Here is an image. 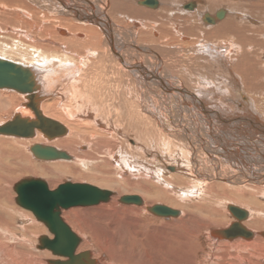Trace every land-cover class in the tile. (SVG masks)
<instances>
[{"label":"bare ground","instance_id":"obj_1","mask_svg":"<svg viewBox=\"0 0 264 264\" xmlns=\"http://www.w3.org/2000/svg\"><path fill=\"white\" fill-rule=\"evenodd\" d=\"M142 1L144 0H134L135 4L139 6L136 7V12L143 13V16L140 17L143 24H141L142 22L140 24L137 22H140V19L133 21L132 25L134 30H132L134 32L132 33L134 34L132 35L128 29H125L127 24L121 27L122 24H124L123 22H126L124 21V14L122 15L121 13L126 9L130 11L128 9L130 8V2L128 5L125 4L127 3L126 1L121 3L119 0H0V59L15 63L27 69L34 83L31 92L21 93L10 89H0V110L4 112L3 115H7L4 121L0 119V126L6 125L14 117H19L22 121L37 124H41L40 118H43L65 129V133L60 137L50 135L44 137L36 128L33 129V135L26 138L0 135V204L8 205V203H6L9 202L6 186L9 185L13 179H16L19 174L36 176L23 179L43 180L41 177H45L48 182L43 181L50 191L61 185L59 184L56 188L50 186L54 185V183L58 182L62 177L77 175V177L73 178L77 179L80 177V179H85L88 182H94L96 184L93 185L94 183L90 184L75 181H65L63 183L87 184L106 190L107 188L104 189L96 186L100 183L105 184L118 193H124V196H137L140 198L141 204H123L130 206V208H124L126 213H128V215L124 213V221L130 222L122 223L120 221L119 224L111 230L113 233L108 232V230L103 227L100 228L98 224V227H96L93 222L91 224L89 223V225L87 224L88 227L86 232L83 230L87 237L80 235V238V236H78L80 243L76 249V255L81 253L79 249L83 247L84 249L89 248L91 250L84 252L89 253V260L94 261L95 264H197V241L201 240L199 239L201 235L199 231H197L198 229L194 230L195 228H190L189 230L187 226L194 220V215L196 216L199 211L201 212L203 208H208V206L202 207L204 206L202 204L180 205L182 207L180 208L182 212H180L173 209V207L177 205L176 202L172 201V198L168 195H164L168 192L164 189L160 190V186H157V183L164 187L168 186L169 184L167 183L169 182H166L164 180L165 178H170L169 180H171L174 185L179 186L190 184V182H196L195 187L190 190L181 191V196H197L200 193L204 194L207 198L213 196L217 198L221 197L220 206L223 208V215L217 216L216 219H211L212 216L208 223H206L205 226H208V229H212L207 230L206 235H203L205 239L212 243L213 246L219 245L225 252H229L230 250L242 251V249L244 251L247 250V252H256L255 256L257 258L255 263L259 261L264 262V255L262 254V250H264V205L257 203L258 198L264 199V79L262 78L263 82L261 80L262 83L260 85L255 82V78L258 79L260 76L264 75V28L261 25V21H264V9L255 10L254 7L249 4L251 1L255 0H241V2H235V0H184L180 5L181 10L177 12L178 15L175 16L176 7L174 8V6L180 1H176L175 4L172 0H160L162 2L161 4L158 0H147L144 2L145 4H139V2ZM149 1H151V3ZM189 1L193 5L186 6V10L188 11H184L182 5ZM206 2L217 4L219 6L217 12L214 11L213 14H209V12L204 13L207 8ZM256 2H258V0H256ZM258 3H260V1ZM246 5L250 6L251 9ZM239 6H241V8H239ZM148 9H150V11H148ZM199 9L204 10L201 15L198 13ZM209 11L211 12V10ZM131 12H129V14ZM243 13H246V16ZM125 14L128 13L126 12ZM143 17L146 19L144 20ZM168 18H171L173 21L172 23H177L178 27L170 26V29H168L170 25L167 23L169 20ZM153 19L158 20L165 27L164 32L160 30L163 42L173 41L177 36V40H184L186 42L183 43V45L193 49V43L198 41L200 46L197 45V47L199 46L200 50L193 49V54H200L202 51L208 54L209 57L211 56L216 63L225 66L223 68L224 70H228L227 72L231 78L228 79L226 76L224 82L229 84L234 91L233 93H235L236 99L234 98L232 102L235 104L239 113L235 115L232 114L231 116L215 113L208 109L210 105L206 108L207 105L205 107L199 100L200 98L198 99L195 94L192 95L193 93L190 94L193 89L189 83L184 82V84H180V88H177L168 84L161 78V74L164 70L162 65L163 58H161V56L164 54L160 56V51L158 53L148 47L149 43H157L159 41V39L153 41L152 37H150L151 34L153 37H157L155 33L149 30V26L152 27L151 29L155 28V25L151 23ZM252 19L258 20V24L256 22L254 23ZM146 22L147 24H145ZM201 23H205L206 26ZM176 29H179V32ZM218 34L221 37H218ZM166 37H168V39ZM216 39L223 41L224 46L222 45L223 49L221 51H219V48H215L218 44ZM202 40H215L214 43L217 44L213 47L209 42L211 46L209 45L210 47H208L201 44ZM172 41L171 43H175ZM157 47L158 46H156V48ZM157 49L159 50L160 47ZM181 52L183 51L181 50ZM174 57H172V59ZM187 58L186 56V59ZM180 59L182 58L180 57ZM86 60L93 61V63H91V68H93V70L96 68L93 67L95 64H109L110 68L108 65H105L107 68L105 66L103 68L108 74L112 73L113 76L111 80H113V77L116 75L120 76V72H122L126 74L130 80L134 79L133 84H136L137 88L142 91L143 94L147 95L143 98V103L137 105L135 110L132 108L129 109V107L128 111H126L129 114L128 125L126 127L124 125L125 129L122 128L123 130L121 131V133H123V131L125 133L121 134L119 130H117L118 128L116 129V126L119 125V116H121L118 112L122 106L120 105L121 99H119V87L115 86L113 92H106L104 95L100 94L99 92L101 91L94 87L95 83H90L88 78L90 72H88L89 68H86ZM174 60L176 61V59ZM165 62L167 61L163 63ZM75 63L78 64L77 67L74 65ZM204 63L206 64L207 62ZM168 65L171 68L172 64ZM177 65L175 67H177ZM211 66H213V64ZM230 67H232L233 71L235 69V72L243 77L245 75H247V77L251 75L252 80L250 82L245 81L247 86L245 84V86L238 85L239 83L236 78L233 77L234 75ZM190 72L191 70L189 73ZM103 75H105V73ZM106 77L108 78L109 76L106 75ZM209 83L207 85H209ZM109 84L111 83L109 82ZM193 84L195 85V83ZM151 85L158 91L170 93L172 96H169L170 102L168 104L165 100V96L162 98L160 97L161 99H158L159 101L157 100L156 103L154 101L157 111L162 115L164 108L167 111L174 109L173 113L180 118L181 122L187 123L186 125L190 126H188V129L183 124L182 129L184 132L182 131V134L175 135L171 133L168 134L165 130L167 128L164 129L168 135H166V139L179 140L182 149L177 147V154L173 152L175 149L172 150V147L176 146L171 144L172 147L168 148H170V152H173L172 154L169 153V151L167 153V149L164 147L165 150L161 152V147V149H158V151L160 150L159 153L153 152L152 154V152H147L148 154L146 153L144 155L145 159L144 157L141 158L144 161L141 163L142 160H139L142 156L140 152L145 151L140 149L143 147H138V143L143 142L147 145L151 141L150 136L153 138L155 133L152 131L154 125L146 118V116H150L148 114L152 110L149 105L152 99L148 97V92L152 91L150 90ZM218 87L222 89L221 86ZM218 87L216 86L215 88L213 85L209 87V90L212 89V92L215 91V93L221 92V90L219 91L217 89ZM184 89L189 93L184 91ZM203 91L204 90H202V92ZM199 92L201 91L199 90ZM223 92L224 91H222V94ZM125 93H128V90H126ZM110 94L112 95L110 96ZM203 95L207 97L206 93ZM28 96H30L31 99H28ZM218 96L221 97L220 95ZM202 97L203 96H201V98ZM148 98L150 99L148 100ZM108 99L111 108L115 112L112 113L115 114V116L111 114V116L115 117V119L112 120L113 124L109 121L110 114L108 115L105 113V110H108L107 108L109 107L107 105ZM131 99L132 98H130V106H133ZM214 99H216V97ZM14 100L17 101L16 105H14ZM173 100L176 105H179L178 108L172 106ZM106 102L107 104H105ZM224 106L226 105L224 104ZM111 108H109V111ZM9 109H13V111L8 112ZM219 110L221 111L222 109L219 108ZM133 119L135 123L131 122ZM132 124H135V126ZM46 125L45 123L44 127ZM186 130L188 131L185 132ZM126 133L135 135L136 138L133 139V145L129 144L128 140L130 137L126 138ZM159 133L162 134L156 131V135L159 136V138H156V142L164 140L165 144L167 140L165 141V138H162V136L160 138ZM116 134L117 136H115ZM118 136L123 140L121 141V139H118V141H121L123 145L127 144L126 147L129 153L139 156L138 159H135L136 161L130 162L133 163V165L128 163V159H121L117 155V152H114L116 148H118H115L118 143ZM137 140H139V142H136ZM30 143L33 144L28 147ZM161 144L163 145V143ZM34 145L54 148L56 151L60 152L66 150L68 153L65 151L64 154L69 158L64 160L37 159L30 151V148ZM156 148L160 147L157 145ZM125 150L123 151L124 153ZM20 151L25 154L29 152L32 158L41 163L34 161L22 165L20 161ZM165 153H167V155ZM146 155H149L148 160L146 159ZM164 159H166V161ZM155 160H158V166H155ZM209 162H212L211 165L214 170L213 175L207 174L203 169V166ZM137 163L138 166L136 165ZM90 164L91 166L89 167ZM162 164L164 165L162 166ZM115 167H117L119 171H122L125 176H133L134 174L138 176L132 181L129 180L130 178L126 179L124 177L122 184H120L116 177H112V174L115 175ZM201 175H203V177ZM19 181L12 185L11 192L14 193L15 198L14 185ZM199 181L208 182L205 184L204 190ZM234 186L239 187H236L237 189L234 191L232 189ZM172 189L176 190L174 187H172ZM108 191L110 190L108 189ZM133 193L139 194L141 197L138 195H130ZM15 198L12 199L14 203ZM115 199L117 203L121 204L119 200L120 197L118 196L116 198L114 193L109 202L114 203ZM158 202H162L163 204ZM148 203L157 204L148 205ZM165 203L172 206V208L164 205ZM106 205L105 202H101L96 205L97 209L94 210H107L106 207L108 206ZM88 207L77 208H85L83 209L85 211ZM91 207L95 206H90V208ZM19 208L22 209L21 207ZM231 209H234V211ZM167 210L172 212H168ZM4 212L0 209V216H3ZM114 213L117 215L115 211ZM145 213H148L154 218L175 219L176 221L172 220L169 224L172 233H167L166 235L163 232L165 230H159L160 232L158 233V230L139 233L131 231L128 241L125 242L124 232L122 233L119 227L131 229L132 224L142 221L139 216ZM235 214H241V218H237ZM229 215L232 220L226 219L224 223L223 219ZM9 217L11 218V216ZM113 217L119 218L115 215H113ZM22 218L24 220V217ZM102 218L108 217L105 216ZM21 222H25V220H21ZM222 223L225 225L224 229H219L217 227L219 230H214L215 226L222 225ZM236 223L239 224L240 228L234 231L235 233L232 234V237H223L219 234V231L226 230L232 224ZM2 225L0 224L1 234L2 231L6 234L9 233V230ZM39 229H41L40 232L42 231L43 233L42 236H47L40 226ZM3 237L4 234H2V238H0V253L3 257H7V261L4 262L2 260L0 264H48V260H66L54 256H52L53 258L38 257L37 254L42 256L41 254L44 253V250L38 249V239L40 236L35 238L36 244L32 247L33 249L35 248V250L37 249V251L31 250L34 255L22 252L20 254L17 253L15 246L10 247L3 243L2 239L8 241L7 238ZM47 237L50 239L52 238V236ZM131 237L132 242L130 241ZM184 242H187L188 248L186 257L185 253L181 252L183 248L186 247ZM133 245L140 252L143 251L144 254L140 257L138 253H134L133 249L130 253L133 261L127 262L122 257L123 251L129 250V247H133ZM38 250H40V252H38ZM235 255L236 254H234V256ZM235 260L239 262L238 264L248 263L246 260L238 257ZM206 264H209V261Z\"/></svg>","mask_w":264,"mask_h":264},{"label":"rangeland","instance_id":"obj_2","mask_svg":"<svg viewBox=\"0 0 264 264\" xmlns=\"http://www.w3.org/2000/svg\"><path fill=\"white\" fill-rule=\"evenodd\" d=\"M118 1V0H117ZM123 1H126L127 3H125V4H128L129 2H130V5H129V7L130 8H128L130 11H127V9L124 11V12H122L121 14L126 18H124V21H126V22H123L124 24H122V26H121V24H120V26L121 27H123V26H125L126 24V30L128 29L130 32H131V34L133 35L134 33H132V32H134L133 30H134V28H133V25H132V22L133 21H137V19H140V17L141 16H143V13H137L136 12V7H139V6H137L136 4H135V2H134V0H119V2H121V3H123ZM159 1V3L161 2L160 0H158ZM172 1H174V3L176 4V1H180L176 6H174V8H175V10H176V14H175V16H177L178 14H177V12H179L181 9H180V5L183 3V1L184 0H172ZM230 1H232V0H230ZM260 1V3H258ZM235 2H241V0H235ZM258 2H256V0L255 1H251V3H249V4H251L253 7H254V9L255 10H263L264 9V1L263 0H258ZM207 3V2H206ZM262 3V4H261ZM133 4H134V6H133ZM161 4H162V2H161ZM244 4H246V3H244ZM160 5V4H159ZM189 5H193L192 3H190V1L189 2H186V3H184L183 5H182V9L184 10V11H188V10H186V6H189ZM178 6V7H177ZM247 7H249L250 9H251V7L250 6H248V5H246ZM160 7V6H159ZM206 9H205V12H204V10H198V13H199V15H201L203 12L204 13H206V12H209V14H213L214 13V11L215 12H217V10L219 9V6L216 4H214L213 2H208L207 4H206ZM216 7V8H215ZM124 8V7H123ZM193 8V7H192ZM215 8V9H214ZM239 8H241V6H239ZM32 9V8H31ZM145 9V8H144ZM145 10H147V9H145ZM209 10H211V12L209 11ZM132 11V12H131ZM148 11H150V9H148ZM128 13L129 14V12H131L130 14H132V15H128V14H125V13ZM245 16H246V13H243ZM144 18V17H143ZM136 19V20H135ZM146 18H144V20H145ZM169 20H168V29H170L169 27L171 26V27H178V24L177 23H172L173 21L171 20V18H168ZM171 20V21H170ZM252 20H254V23L256 22H258V20H256V19H252ZM151 21V20H150ZM139 24L142 22L141 21V19H140V22L139 21H137ZM262 23H261V25H262V27L264 28V21H261ZM151 23H153L154 25H155V28L154 29H151L152 27H150L149 26V30H151L153 33H155L156 35H157V37L155 38V37H153L152 36V34L150 35V37H152V39H153V41H156V39L158 40L159 39V41L157 42V43H149L148 45V47L149 48H152L153 50H155V51H157L158 53H159V51H160V53H159V55L161 56V55H163V56H161V58H163L162 59V65H163V73L161 74V78L164 80V81H166L168 84H170V85H172V86H174V87H177V88H180V84H184V82H187V83H189L191 86H192V89H193V91L190 93V94H192V95H196V97L202 102V104H204V106L206 107V105H207V107L206 108H208L209 107V105H210V108H208V109H210L211 111H214L215 113H219V114H222V115H224L225 114V116H231L232 114L233 115H235V114H237V113H239L238 112V110H237V108H236V106H235V104L232 102V101H234V98L236 99V97H235V93H233L234 91H233V89L231 88V86L229 85V84H227V83H225L224 82V80L226 79V76L228 77V79L229 78H231V76L228 74V70H224V68L223 67H225L224 65L222 66V65H220V63H216V61L215 60H213V58H211V56L209 57V55L208 54H206V53H204V52H200V54H193L192 53V50L194 49V50H200L199 49V43H198V41H195L193 44V49L192 48H189V47H187L186 45H183V43H186L184 40H177V36L175 37V39L172 41V42H175V43H171V41H162V36H161V32H160V30H162V32H164V29H165V27H164V25L163 24H161L158 20H156V19H153V21L151 22ZM141 24H143V22L141 23ZM145 24H147V22L145 23ZM174 24V25H173ZM202 25H204V26H206L205 25V23L203 24V23H201ZM258 24V23H257ZM260 24V23H259ZM133 29V30H132ZM178 32H179V29H176ZM159 31V32H158ZM159 35V36H158ZM218 37H221V36H219V34H218ZM167 39H168V37H166ZM186 38H187V36H186ZM162 42H161V41ZM216 41L218 42V44L217 43H214L215 42V40L214 41H205V40H202V43L201 44H203V45H205V46H208V47H210L211 45H213V47H215L216 46V44H217V46L215 47L216 49L217 48H219V51H221L222 49H223V41H221L220 39H216ZM209 42H210V44H209ZM221 42V43H220ZM214 43V44H213ZM225 44V43H224ZM179 45V46H178ZM197 45H199L198 47H197ZM210 45V46H209ZM223 45V46H222ZM156 46H158V47H160V49L158 50L157 48H156ZM167 46V47H166ZM176 46V47H175ZM178 46V47H177ZM219 46V47H218ZM155 47V48H154ZM164 47V48H163ZM162 48V49H161ZM184 48V49H183ZM157 49V50H156ZM165 49H166V51H165ZM171 49V50H170ZM189 50V52H188V50ZM163 50V51H162ZM170 52H169V51ZM181 50L184 52H181ZM172 51V52H171ZM180 51V52H179ZM165 52H167V53H165ZM162 53V54H161ZM168 53H169V55H168ZM180 53H182V54H180ZM187 53V54H186ZM188 53H190V54H188ZM172 54V55H171ZM177 54V55H176ZM182 55H184V56H182ZM191 55V56H190ZM202 55V56H201ZM206 55H208V56H206ZM169 56V57H168ZM175 56V57H174ZM186 56L188 57L187 59H186ZM196 56V57H195ZM172 57H174L173 59H172ZM180 57L182 58V59H180ZM185 57V58H184ZM199 57V58H198ZM171 58V59H170ZM184 58V59H183ZM165 59V60H164ZM174 59H176V61L178 62H176ZM179 59V60H178ZM189 59H190V61H189ZM199 59V60H198ZM195 60V61H194ZM202 60V61H201ZM87 61V63H86V68H89V70H88V72H90V74H88V78H89V80H90V83H95L94 84V87L95 88H97V90H100L101 92H99L100 94H102V95H104V93H108V92H113V90L115 89V86H118L119 87V90L118 91H120V94H119V96H120V98L119 99H121V103H120V105H122L121 107H120V113L118 112V114L119 115H121V116H119V125L118 126H116V125H114V126H116V129L117 130H119V132L121 133V131L123 130V129H125V127L128 125V113L126 112V111H128V108L129 109H136L137 108V105H139L140 103H143V98H145V95L146 94H143V92L142 91H140L138 88H137V86H136V84H133V80H130L129 79V77L126 75V74H123L122 72H120V76H118V75H116V76H114L113 78V80H111L112 78V73L111 74H108V72H105L106 70L103 68L105 65H108V67L110 68V65L109 64H107V63H105V64H103V65H99V64H95V65H93V67H96L94 70H93V68H91V63H93V61H89V60H86ZM164 61H167V62H165V63H168V64H172V66H171V68L169 67V65L168 64H165V63H163ZM173 61V62H172ZM174 61H175V63H174ZM184 61V62H183ZM89 62V63H88ZM195 62V63H194ZM204 62H207L206 64L204 63ZM212 65L213 64V66H211L210 64ZM178 64V65H177ZM187 64V65H186ZM201 64V65H200ZM74 65H76V67L78 66V64L77 63H75ZM168 65V66H167ZM177 65V67H175ZM186 65V66H185ZM207 65V66H206ZM199 66H201V67H199ZM215 66H217V67H215ZM76 67H74V68H76ZM106 67V66H105ZM175 67V68H174ZM197 67V68H196ZM204 68V70H203V68ZM81 68H82V66H81ZM98 68V69H97ZM103 68V69H102ZM107 68V67H106ZM167 68V69H166ZM190 68H192V69H190ZM166 69V70H165ZM191 70V72L189 73V71ZM198 69H200V70H198ZM100 70V71H99ZM105 70V71H104ZM168 70V71H167ZM194 70V71H193ZM207 72H206V71ZM230 70H231V72H232V74L234 75L233 77H235L236 78V80L238 81V85H241V86H245L246 85V83H245V81L247 82V81H251L252 79V76L250 75V76H248L247 77V75H245L244 77H245V79H244V77L243 76H241L240 74H238L237 72H235V69H234V71L232 70V67H230ZM92 71V72H91ZM170 71V72H169ZM198 71H199V73H198ZM105 73V75H103ZM171 73V74H170ZM194 73H197V74H194ZM194 74V75H193ZM199 74V75H198ZM90 75V76H89ZM106 75L107 76H109L108 78L106 77ZM193 75V76H192ZM216 75V76H215ZM224 75H225V77H224ZM118 76V77H117ZM237 76V77H236ZM86 77H87V75H86ZM101 77H102V79H101ZM116 77H117V79H116ZM202 77V78H201ZM88 78H87V80H88ZM201 78V79H200ZM206 78V79H205ZM264 79V75L263 76H260L258 79L257 78H255V82H256V84H258V85H260L262 82H263V79ZM95 79V80H94ZM118 79H119V82H118ZM126 79V80H125ZM238 79H240V80H238ZM176 80V81H175ZM178 80H180V81H178ZM204 80V81H203ZM261 80H262V82H261ZM104 81V82H103ZM112 81V82H111ZM183 81V82H182ZM211 81V82H210ZM243 81V82H242ZM108 82V83H107ZM109 82L111 83V84H109ZM131 82V83H130ZM176 82V83H175ZM200 82V83H199ZM210 82V83H209ZM106 83V84H105ZM113 83V84H112ZM193 83H195V85L193 84ZM204 83V84H203ZM209 83V85H207ZM217 83V84H216ZM222 83H224V84H222ZM241 83V84H240ZM121 84H123V85H121ZM200 84V85H199ZM214 85V87L216 88V86L218 87V86H221L222 87V89L220 88V87H218L217 89L220 91L221 90V92H217V93H215V91L214 92H212V89H210L209 90V87L210 86H213ZM219 84H221V85H219ZM225 84H227L228 85V88H227V85H225ZM245 84V85H244ZM114 85V86H113ZM126 85V86H125ZM198 85H199V87H200V89H199V87H198ZM224 85V86H223ZM110 86V87H109ZM112 86V87H111ZM196 86V87H195ZM226 86V87H225ZM247 86V85H246ZM110 89H109V88ZM122 87V88H121ZM206 87V88H205ZM102 88V89H101ZM114 88V89H113ZM126 88V89H125ZM196 88V89H195ZM125 89V90H124ZM227 89V90H226ZM244 89V88H243ZM112 90V91H111ZM126 90H128V93H130V94H128V93H125V91ZM134 90V91H133ZM150 90H152V91H149L148 93V97H150L152 100H150L151 101V103L149 104L150 106H151V108H152V113H151V111L149 112V114L148 115H150V116H146V118L147 119H149V121L152 123V125H154L153 126V128H152V131H153V133H154V135H153V133H152V135H153V138L150 136V142L147 144V145H145L143 142H139V140H137L136 142H139L138 143V147H143V148H140V149H142V150H144L145 152H143V151H141L140 153H141V157L139 158V156H135V154H131V153H129L128 151H127V144L126 145H123L122 144V142L121 141H123L119 136H118V138H117V145L115 146V148L116 147H118V148H116V151H114V152H117V155L121 158V159H128V163L130 164V165H133V163H130V162H133V161H136L135 159H138L139 158V160H142L141 158H143L144 157V155L147 153V152H152V154H153V152H155V153H159V151H158V149H161V147H162V149H161V152L162 151H164L165 149H167L166 150V152L168 153V151L170 150V148H168V147H172V145L171 144H173V145H175L176 147H172V150H174L173 152L174 153H176L177 154V152H178V150H176V149H178L177 147H180L181 149H182V146H180V143H179V140H172V139H166L167 138V134H166V131L168 132V134L169 133H171L172 135H175V134H182L184 131H183V127H182V125L184 124V126L186 127V128H188L189 129V127L188 126H190V125H186L187 123H182L181 122V120H180V118H178L177 117V115L175 114V113H173V110L174 109H172V110H166L165 108H164V111L162 112V115L157 111V109H156V107H155V105H154V101H155V103L157 102V100L159 99H161L163 96H165L166 97V101H167V104L170 102L169 101V96H171L170 95V93H164V92H160V91H158L155 87H153L152 85H151V89ZM199 90L201 91V92H199ZM202 90H204L203 92H202ZM217 90V91H218ZM226 90V91H225ZM245 90V89H244ZM184 91H187V90H185L184 89ZM222 91H224L223 92V94L224 93H226L227 94V96H226V94H222ZM246 91V90H245ZM188 92V91H187ZM197 92V93H196ZM10 93H13V92H10ZM125 93V94H124ZM189 93V92H188ZM205 94L206 93V95H207V97H205V95H203V94ZM13 94H15V93H13ZM128 96H127V95ZM216 94V95H215ZM112 94H110V96H111ZM133 95V96H132ZM203 96L202 98H201V96ZM214 97H213V96ZM218 95H220L221 97H219ZM232 95V96H231ZM131 96V97H130ZM144 96V97H143ZM147 96V95H146ZM224 96V97H223ZM142 97V98H141ZM161 97V98H160ZM172 97V96H171ZM205 97V98H204ZM213 97V98H212ZM216 97V99H214ZM226 97V98H225ZM129 98V99H128ZM130 98H132L131 100H132V102H133V106H130L131 105V102H130ZM150 98H148V100L150 99ZM226 100H225V99ZM228 98V99H227ZM232 98V99H231ZM146 99H147V97H146ZM205 99V100H204ZM211 99V100H210ZM213 99V100H212ZM218 99H220V100H218ZM221 99H222V101H221ZM107 100V99H106ZM110 100H111V97H110ZM135 100V101H134ZM158 100V101H159ZM228 100V101H227ZM231 100V101H230ZM138 101H140V102H138ZM207 101V102H206ZM213 101V102H212ZM107 102H108V104H107ZM105 104H107L109 107L107 108L108 110H105V113H107L108 115H109V121H110V123L111 124H113V122H112V120L113 119H115V114H112V113H115L114 111H113V109L111 108V106H110V104H109V99H108V101H107ZM130 102V103H129ZM16 103H17V101L16 100H14V105H16ZM152 104V105H151ZM172 106L173 107H179V105H176V103L174 102V100H173V102H172ZM213 104H215V105H213ZM224 104L226 105V106H224ZM129 105V106H128ZM218 105V106H217ZM234 105V106H233ZM154 106V107H153ZM220 109H222L221 111L219 110V108ZM235 107V108H234ZM109 108H111L110 109V111H109ZM123 108V109H122ZM182 108V107H181ZM183 109V108H182ZM11 111H13V109H9L8 110V112H11ZM113 111V112H112ZM224 111V112H223ZM110 112V113H109ZM226 112V113H225ZM232 112V113H231ZM3 111H1L0 110V116H2V117H0V119H2L3 121L6 119L5 117H7V115H3ZM123 113V114H122ZM153 113H154V115H153ZM111 114L112 115H114V116H111ZM227 114V115H226ZM164 115V116H163ZM173 115V116H172ZM112 117H114V118H112ZM165 117V118H164ZM111 118V119H110ZM161 118V119H160ZM158 119H159V122H158ZM167 119V120H166ZM174 120V121H173ZM122 121V122H121ZM124 121V122H123ZM178 121V122H177ZM131 122H133V123H135V121H134V119L131 121ZM165 122V123H164ZM154 123V124H153ZM173 124V125H172ZM124 125H125V127H124ZM132 125H134L135 126V124H132ZM170 125V126H169ZM119 126H120V128H119ZM160 126V127H159ZM181 126V127H180ZM142 127H143V124H142ZM123 128V129H122ZM165 128H167V129H165ZM180 128V129H179ZM164 129L166 130V131H164ZM169 129V130H168ZM175 129V130H174ZM177 129V130H176ZM162 130V131H161ZM156 131H159V132H161L162 134H160L159 133V135H160V138H161V136H162V138L164 137L165 138V141L167 140V142L164 144V140L162 141L161 140V142H156V138H159V136H157L156 135ZM177 131V132H176ZM183 131V132H182ZM188 130H186L185 132H187ZM123 133H125L124 131H123ZM123 133H121V134H123ZM129 134V133H128ZM127 133H126V138H129V140H128V142H129V144L130 145H133V139H135L136 137H135V135L133 136L132 135V133L131 134H129L128 135ZM167 135V136H166ZM115 136H117V134L115 135ZM154 136H155V138H154ZM166 136V137H165ZM118 139H121V141H118ZM33 140V139H32ZM169 140H170V143H169ZM172 140V141H171ZM21 141V140H20ZM153 141H154V143H153ZM156 142V143H155ZM172 142V143H171ZM175 142V143H174ZM160 143V144H159ZM161 143H163V145L161 144ZM169 145H171V146H169ZM177 143H179V144H177ZM33 143H30L29 144V146L28 147H30L31 145H32ZM142 144V145H141ZM153 144H154V146H153ZM158 145V147H160V148H156V146ZM162 145V146H161ZM177 145H179V146H177ZM123 147V149L125 150V153L123 152L124 150L122 149V147ZM120 147V148H119ZM154 147H155V149H154ZM165 149H164V148ZM115 148H114V150H115ZM145 148H148V149H145ZM118 149V150H117ZM139 149V148H138ZM62 150V149H61ZM149 150V151H148ZM157 152H156V151ZM64 151V150H63ZM66 151V150H65ZM64 151V152H65ZM171 151V150H170ZM169 151V153H173V152H170ZM119 152V153H118ZM66 153H68L67 151H66ZM167 153H165L166 155H167ZM20 161L22 162V165H26L27 163H31V162H38V163H41L40 161H37V160H35L34 158H32V156H30V153L29 152H27L26 154L25 153H23L22 151H20ZM126 154V155H125ZM127 154H128V157H127ZM148 154V153H147ZM82 156V155H81ZM125 156V157H124ZM129 156H131V157H129ZM24 158V159H23ZM31 158V159H30ZM23 159V160H22ZM144 159H145V157H144ZM146 159L148 160L149 159V155L147 156L146 155ZM165 161H166V159H164ZM158 161V160H157ZM157 161L155 160V166H158L159 164L157 163ZM137 162H141V161H137ZM144 161L142 160V162L141 163H143ZM42 163H46V162H42ZM148 163H149V161H148ZM212 162H209V163H207L206 165H204L203 166V169H204V171L205 172H207V174H209V175H213V169H212ZM137 166H138V163L136 164ZM164 164H162V166H163ZM91 166V164L89 165V167ZM116 169H117V171H119L118 170V168L117 167H115ZM112 169H113V167H112ZM116 169H114L115 171H114V173H115V175L114 174H112V177H116V179L119 181V183L120 184H122V181H123V179H124V177L126 178V179H129V180H133L134 178H136L138 175L136 174H134L133 176L132 175H130V176H125L124 174H123V172L122 171H119V172H117L116 171ZM92 172V171H91ZM90 172V173H91ZM122 172V173H121ZM86 173H89V172H86ZM119 174H120V176H121V178H120V176H119ZM123 175V176H122ZM100 176V175H99ZM202 177H203V175H201ZM27 177H36V176H33V175H25V174H19V175H17V177H16V179H13L11 182H10V184L9 185H7L6 186V192H7V197L9 198L8 199V201L9 202H6V203H8V205L6 206V205H2V203L0 204V209H2V212H4V214H3V216L1 215L0 216V220H1V222H0V224L3 226V227H5V228H7L9 231V233H5V232H3L2 231V234H4V237L3 238H7L8 239V241L7 240H4V239H2V241H3V243L5 244V245H7V246H10V247H12V246H15L16 248V252L17 253H30L31 255H34L33 253H32V247H34V245L36 244V240H35V238H37L38 236H42L43 235V233H42V231L40 232V230L41 229H39V226H40V228H42L43 230H44V232L46 233V235L47 236H49V237H51V235L48 233V231H47V229L44 227V225L43 224H41L40 222H38V221H36L35 219H34V217L32 216V214L30 213V212H28V211H26V210H23V209H20L15 203H14V200H12L13 198H15V195H14V193L13 192H11L12 191V185L15 183V182H17V181H19V180H23V178H27ZM38 177V176H37ZM73 177H77V175L76 176H72V175H70V176H64V177H62L58 182H56V183H54V185H50L52 188H56V186H58L59 184H62L63 182H65V181H71V182H85V183H90V184H92V183H94V182H88V181H86L85 179H80V177L79 178H77V179H75V178H73ZM38 178H40V177H38ZM45 182H48V180L45 178V177H41ZM161 179V178H160ZM170 179V178H169ZM168 178H165L164 180L167 182H169V183H167V184H169L168 186H166V187H164L163 185H159L158 183H157V186L159 187L160 186V190L161 189H164V190H166L168 193L167 194H164V195H168L170 198H172V201H174V202H176V207H173V209H176V210H178V211H180V212H182V210L180 209V208H182L181 206H187V205H194V204H196V205H199V204H202V205H204V206H202V207H206V206H208V208L206 207V208H203V210L200 212L199 211V213L198 214H196V216L194 215V220H192L191 221V223H189L188 224V226H187V228L190 230V228L191 229H194V230H197V231H199V233H200V237H199V239H201V240H199V241H197V244H198V249H197V257H196V262H197V264H206V263H208V261H209V264H238L239 262L238 261H236L235 259L238 257V258H242L243 260H246V262H248V263H251V264H256V263H258V264H264V262H256L255 263V261H256V252H252V251H249V252H247V250H243L242 249V251L240 250H230L229 252H225V250H223L222 248H220V246L219 245H217V246H213L212 245V243H210L209 241H207L206 239H205V237L203 236V235H206V232H207V230H210V229H212V228H209L208 229V226H205L206 225V223H208V221H209V219L211 218V219H216V217L217 216H221V215H223V208H222V206H220L221 205V197H219V198H217V197H215V196H213V197H211V198H213V199H211V198H207L204 194H200L199 193V195H192V196H186V197H183V196H181V191H185V190H190L191 188H193V187H195L196 186V182H190V184H185V185H182V186H179V185H174V183H172L171 182V180H169ZM152 180V179H151ZM121 181V182H120ZM200 182V185L202 186V189L204 190V188H205V184H207L208 182H206V181H199ZM96 183H94L93 185H95ZM100 185V186H99ZM99 185H96V186H98V187H100V188H104V189H106V190H110V191H112L113 193H114V196L117 198L118 196L119 197H121V196H124L125 194L124 193H118L117 191H114L113 189H111L109 186L107 187V185H105V184H99ZM163 186V187H162ZM172 187H174V188H176V190H173L172 189ZM180 187H181V189H180ZM233 187V186H232ZM236 187H239V186H234V188H232L234 191L237 189ZM189 188V189H188ZM180 190V191H179ZM217 191V190H216ZM9 193V194H8ZM11 193V194H10ZM117 193H118V195H117ZM217 193H219V192H217ZM180 194V195H179ZM130 195H138V196H140L139 194H135V193H133V194H130ZM205 196V197H204ZM141 197V196H140ZM142 199V198H141ZM193 199V200H192ZM220 199V200H219ZM209 201V202H208ZM216 201V202H215ZM258 202L257 203H259V204H262V205H264V199L263 198H258V200H257ZM192 202V203H191ZM214 202V203H213ZM12 203V204H11ZM158 203H161V204H163L162 202H158ZM207 203V204H206ZM212 203V204H211ZM216 203V204H215ZM10 204V205H9ZM107 205L106 206H108V207H106L107 208V210L106 209H102V210H94V209H97V206H95V207H88V208H86L87 210H83V209H85V208H77V207H75V208H70V209H67V210H63L62 211V213H61V217H63L62 219H63V221L72 229V231L77 235V236H86V233H84V232H86V229H87V227H88V225H89V223L91 224L92 222L94 223V225L96 226V227H98L97 226V224L100 226V228L101 227H103L104 229H106V230H108V232H110V233H113V231H111V230H113V227H115V226H117V224H119V222L121 221L122 223L123 222H130V221H124L125 220V215H124V213H126V210L124 209V208H130V206H126V205H123L122 203L120 204V203H117V200L115 199L114 200V203L113 202H107L106 203ZM116 204V205H115ZM155 204H157V203H148V205H155ZM175 204V203H174ZM164 205H167L166 203L164 204ZM181 205V206H180ZM11 206V207H10ZM167 206H169L170 208H172V206H170V205H167ZM213 206V207H212ZM7 207V208H6ZM212 207V208H211ZM5 208H6V210H5ZM122 208V209H121ZM17 209V210H16ZM91 209V210H90ZM115 209V210H114ZM104 210V211H103ZM114 211L117 213V215L114 213ZM219 211V212H218ZM83 212H84V214H83ZM105 212V213H104ZM111 212V213H110ZM123 212V213H122ZM146 212V211H145ZM21 214V216H20V214ZM69 213H71V214H69ZM98 213V214H97ZM204 213H206V214H204ZM210 213V214H209ZM217 213H219V214H217ZM19 214V215H18ZM74 214H75V216H74ZM111 214V215H110ZM216 216H215V215ZM25 215V216H24ZM77 215V216H76ZM103 215V216H102ZM113 215H115V216H118L119 218H115V217H113ZM126 215H128V213H126ZM228 215V214H227ZM6 216V217H5ZM9 216H11V218L9 217ZM17 216H18V219H17ZM71 216V217H70ZM84 216V217H83ZM99 216V217H98ZM108 217V218H102V217ZM183 216V215H182ZM181 216V217H182ZM209 218H208V217ZM215 216V217H214ZM4 217V218H3ZM22 217H24V220H25V222H21V220L22 221H24L23 220V218ZM26 217V218H25ZM77 217V218H76ZM141 219H142V221H138V222H135L134 224H132V226H131V229L130 228H124V227H119L121 230H122V233L124 232V236H125V242H127L128 241V238L130 237V235H131V231L133 232V231H135V232H153V231H157V233L158 232H160V231H163V230H165V231H163L166 235H167V233H172V230H171V228H170V223L172 222V220L174 221L175 219H171V218H169V219H160V218H154V217H152L151 215H149L148 213H145V214H141L140 216H139ZM229 217V218H228ZM22 218V219H21ZM27 219V220H26ZM101 219V220H100ZM128 219V218H127ZM152 219V220H151ZM226 219H231L232 220V218L230 217V215L229 216H227L226 218H224L223 219V222L225 223V221H226ZM99 220V221H98ZM157 220V221H156ZM204 220V221H203ZM29 221V222H28ZM150 221V222H149ZM176 221V220H175ZM198 221V222H197ZM2 222H4V223H2ZM28 222V223H27ZM75 222V223H74ZM107 222V223H106ZM140 222V223H139ZM197 222V223H196ZM24 223H26V224H24ZM81 223V224H80ZM5 224V225H4ZM41 224V225H40ZM88 224V225H87ZM102 224V225H101ZM39 225V226H38ZM142 225V226H141ZM161 225V226H160ZM197 225V226H196ZM20 226H22V227H20ZM106 226H107V228H106ZM111 226V227H110ZM216 227V228H215ZM214 227V230H219V229H224V227H225V225L222 223V225L220 224L219 226H215ZM219 229H218V228ZM24 228V229H23ZM139 230H138V229ZM142 228H144V229H142ZM119 229V230H120ZM83 230H84V232H83ZM160 230V231H159ZM120 232V231H119ZM2 234H1V232H0V238H2ZM15 234V235H14ZM81 236H80V238H81ZM17 237V238H16ZM23 237H24V239H23ZM87 237V236H86ZM203 237V238H202ZM15 238H16V240H15ZM83 240V239H82ZM203 240V241H202ZM6 241V242H5ZM19 241V242H18ZM130 241L132 242V237L130 238ZM201 241V242H200ZM27 242V243H26ZM184 244H185V246L186 247H184L183 248V250L181 251V252H184L185 253V257H186V254H188V248H187V242H184ZM25 245V246H24ZM28 245V246H27ZM205 245V246H204ZM24 246V247H23ZM27 247V248H26ZM134 249V250H133ZM264 249V248H263ZM35 252L37 251V249L35 250V248L33 249ZM131 250H133L134 251V253H138L139 255H140V257L141 256H143V251H139V250H137V248L133 245V247H129V250L127 249L126 251H123V254H122V257L124 258V260L125 261H133V258L131 257ZM208 250V251H207ZM217 250V251H216ZM219 250V251H218ZM5 251V250H4ZM46 250H44V253L43 254H41L42 256H39V254H37V256L38 257H52V255L48 252V251H46ZM84 252V251H91L89 248H83V247H81L80 249H79V252ZM187 251V252H186ZM199 251V252H198ZM239 251V252H238ZM38 252H40V250H38ZM214 252H215V254H214ZM4 253V252H3ZM130 255V256H128V255ZM233 254V255H232ZM234 254H236L235 256H234ZM262 254L264 255V250H262ZM44 255V256H43ZM218 255V256H217ZM204 256V257H203ZM131 257V258H130ZM7 258V257H6ZM5 257H3L2 256V254L0 253V262L3 260L4 262L5 261H7V259H6ZM53 258V257H52ZM130 258V259H129ZM202 258V259H201ZM219 258V259H218ZM221 258V259H220ZM203 259H206V260H203ZM211 259V260H210ZM145 260V259H144ZM203 261V262H202ZM206 261V262H205ZM212 262V263H211ZM247 263V264H248Z\"/></svg>","mask_w":264,"mask_h":264},{"label":"water","instance_id":"obj_3","mask_svg":"<svg viewBox=\"0 0 264 264\" xmlns=\"http://www.w3.org/2000/svg\"><path fill=\"white\" fill-rule=\"evenodd\" d=\"M145 1L147 0L139 2V4H145ZM149 2L151 3V1ZM33 85L31 74L27 69L0 59V89H10L23 93L31 92ZM28 99H31L30 96ZM40 119L41 124H37L14 117L6 125L0 126V135L26 138L33 135L34 128L40 131L44 137L49 135L60 137L65 133L62 126L50 120ZM45 123L47 125L44 127ZM30 151L37 159L64 160L69 158L64 152L40 145L32 146ZM14 192L16 194L15 203L22 209L29 211L35 220L43 224L52 236L51 239L47 236H40L38 249L46 250L54 257L66 259L65 261L48 260V264H95L94 261L89 260L88 252L75 254L80 239L63 221L61 213L70 208L96 206L101 202L107 203L113 196L112 192L87 184H73L71 182L63 183L50 191L43 180L34 179L19 181L14 185ZM119 200L122 204H141V200L137 196H122ZM231 210L234 211V209ZM236 217L241 218V214L236 215ZM239 228L238 223L232 224L228 229L219 231V234L223 237H232L234 231Z\"/></svg>","mask_w":264,"mask_h":264}]
</instances>
